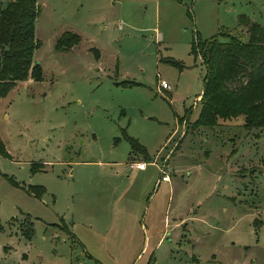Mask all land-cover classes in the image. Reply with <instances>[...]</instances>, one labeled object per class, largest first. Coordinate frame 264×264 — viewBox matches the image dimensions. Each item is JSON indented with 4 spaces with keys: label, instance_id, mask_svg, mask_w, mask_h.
<instances>
[{
    "label": "rangeland",
    "instance_id": "obj_1",
    "mask_svg": "<svg viewBox=\"0 0 264 264\" xmlns=\"http://www.w3.org/2000/svg\"><path fill=\"white\" fill-rule=\"evenodd\" d=\"M36 1L42 80L0 100V264H264V133L191 129L193 42H246L264 0Z\"/></svg>",
    "mask_w": 264,
    "mask_h": 264
},
{
    "label": "trees",
    "instance_id": "obj_2",
    "mask_svg": "<svg viewBox=\"0 0 264 264\" xmlns=\"http://www.w3.org/2000/svg\"><path fill=\"white\" fill-rule=\"evenodd\" d=\"M38 13L36 0H16L6 7L0 4V100L18 83L42 80L39 65L33 64L34 51L40 46L34 34ZM243 24L246 42L230 36L226 41L213 37L201 42L197 37L192 44L193 55L201 58L206 69L201 108L191 126L193 130L242 117L245 129L264 133V26L249 21ZM130 141L132 151H139L147 160L146 150ZM0 156L12 159L1 138ZM29 225L21 231L26 239L33 236L32 223Z\"/></svg>",
    "mask_w": 264,
    "mask_h": 264
},
{
    "label": "built area",
    "instance_id": "obj_3",
    "mask_svg": "<svg viewBox=\"0 0 264 264\" xmlns=\"http://www.w3.org/2000/svg\"><path fill=\"white\" fill-rule=\"evenodd\" d=\"M160 87L162 89H166V90L169 89V86L164 81L161 82V86ZM146 166H147V164L143 163V162L142 163H138V162H136V163L135 162H131L130 163V168H132L134 170L142 171V170H145ZM161 172L164 173L163 170H161ZM164 175L165 176L162 177V182H169L168 176H166V174H164Z\"/></svg>",
    "mask_w": 264,
    "mask_h": 264
},
{
    "label": "crops",
    "instance_id": "obj_4",
    "mask_svg": "<svg viewBox=\"0 0 264 264\" xmlns=\"http://www.w3.org/2000/svg\"><path fill=\"white\" fill-rule=\"evenodd\" d=\"M25 82H27V81H25ZM25 82H22V83H25ZM7 151H8V150H7ZM8 153H9V152H8ZM10 156H11V155H10ZM11 157H12V156H11ZM141 163H142V162H141ZM150 165H152V166L155 167V168H158V164H150ZM147 167H148V166H146L145 170H142V171H143V172L146 171ZM131 169H132V168H131ZM133 170H134V169H133ZM157 170H158V169H157ZM136 171H140V170H136ZM164 183H168V182H164ZM154 184H155V186H158V183H157L156 178H155V180H154ZM184 220H185V219H181L180 222H178V223H176V224L174 225V228L177 229V228L181 227V226H182V223L184 222ZM55 225H56V224H55ZM66 227H67V226H66ZM66 235L69 236V238L71 239V241H72V239H73V241H75V237L73 236V234L71 233V231H68V233H67ZM76 242L78 243L77 238H76Z\"/></svg>",
    "mask_w": 264,
    "mask_h": 264
}]
</instances>
